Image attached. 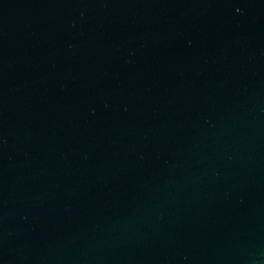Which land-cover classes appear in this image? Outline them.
<instances>
[{
	"label": "water",
	"instance_id": "water-1",
	"mask_svg": "<svg viewBox=\"0 0 264 264\" xmlns=\"http://www.w3.org/2000/svg\"><path fill=\"white\" fill-rule=\"evenodd\" d=\"M0 264H264V0H0Z\"/></svg>",
	"mask_w": 264,
	"mask_h": 264
}]
</instances>
